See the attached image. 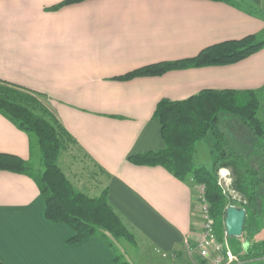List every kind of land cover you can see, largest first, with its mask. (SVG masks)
Here are the masks:
<instances>
[{
    "label": "crops",
    "instance_id": "1",
    "mask_svg": "<svg viewBox=\"0 0 264 264\" xmlns=\"http://www.w3.org/2000/svg\"><path fill=\"white\" fill-rule=\"evenodd\" d=\"M63 1L0 0V81L43 97L77 143L75 152L95 171L100 190L78 191L96 198L106 190L133 243L118 240L110 247L100 237L68 243L73 231L45 219L34 181L0 171V261L117 264L119 255L129 264H190L184 240L193 247L199 231L193 188L162 167L134 165L128 158L163 148L160 124L153 119L162 99L181 102L207 90L252 91L263 102L264 48L229 66L114 79L194 58L227 41L254 35L264 42V0H242L251 12L205 0H86L50 11ZM0 154L33 163L27 135L1 115ZM245 244L234 252H244L243 264H264L263 258L246 257Z\"/></svg>",
    "mask_w": 264,
    "mask_h": 264
},
{
    "label": "trees",
    "instance_id": "2",
    "mask_svg": "<svg viewBox=\"0 0 264 264\" xmlns=\"http://www.w3.org/2000/svg\"><path fill=\"white\" fill-rule=\"evenodd\" d=\"M84 1L65 0L50 11L56 12ZM205 1L253 11L242 0ZM263 48V41L254 35L248 36L207 47L191 59L146 66L114 80L127 82L162 76L171 71L229 66ZM41 98L37 93L0 81V115L27 135L31 154L35 150L38 154L35 170L17 157L0 154V171L24 175L34 181L45 202V219L64 224L73 231L74 236L68 243L75 244L89 237H100L110 247L118 240L133 243L132 235L110 207L106 190L99 197L91 198L76 190L61 171L58 163L62 154L71 148L79 150V147ZM259 109V99L252 91L207 90L181 102L162 99L156 106L153 119L160 124L163 148L130 156L128 162L138 166H159L182 182L190 180L203 186L219 239L224 235L225 210L232 206V202L218 185L217 174L219 170L227 169L233 179L231 189L242 198L240 208L246 211L245 221L248 222L244 223L243 232L247 229L260 233L261 228L256 227L255 222L258 215L263 214L261 207L264 205V123L257 117ZM224 114L236 119L246 130L251 144L243 149L232 145L221 129L222 120L226 118ZM201 142L210 144L209 152L213 156L210 170L195 164L196 145ZM246 151L248 153L244 155ZM246 255L252 259L264 258V238L249 244ZM115 262L129 264L119 255Z\"/></svg>",
    "mask_w": 264,
    "mask_h": 264
},
{
    "label": "rangeland",
    "instance_id": "3",
    "mask_svg": "<svg viewBox=\"0 0 264 264\" xmlns=\"http://www.w3.org/2000/svg\"><path fill=\"white\" fill-rule=\"evenodd\" d=\"M259 103H261L260 105L262 106V108L259 109L257 117L261 122L264 123V101L262 102L259 100ZM226 116L227 115L224 114V117ZM222 122H223V125L222 124L221 125L223 127H221V129L222 130L224 129L223 131L225 132L227 138L229 139V141L232 143L234 147L239 145L240 148L243 149L249 143L251 144V139L249 138L250 136L248 135L246 130H244L240 126V124L236 121V119L228 116L224 120H222ZM209 147H210V144L205 143V142H201L196 145L197 154H196L195 164L196 166L206 168L207 170L211 169L212 162H213V156L209 152L210 151ZM73 150H74V153H73ZM75 151H77L76 148H73V149L71 148L69 149V151L63 153L62 156L60 157L58 165L72 182H74L75 184L77 183L75 187L77 190L84 191L88 193L89 195H94L100 190V188L97 186L93 178L95 171L92 169V166L88 162L86 161L83 162L84 159H82V156L78 155L77 152ZM247 153L248 151L244 152V155H247ZM76 158L78 159V161ZM30 167L33 170H35L38 167V154L36 150L34 151L33 163ZM253 167H257V164H254ZM230 178H231V174H230ZM232 180L233 179L231 178V185H232ZM217 181H218V185L223 190V194L226 195V197H229L231 199L232 206L240 208V204H242V198L238 196L237 194L231 193L232 191L231 186H230V189L228 190L222 183V180L218 174H217ZM187 182L193 188L195 195H197V192L199 190L204 189L203 186L194 184L190 180H188ZM261 209L263 210V214L261 215L259 214L255 220L256 225H257L256 227L258 228H264V205L263 207H261ZM247 222L248 220L245 221V225ZM217 228L218 227L217 225L215 226V222H214V232H215V235L218 237ZM262 238H264V231H260V233H255V232H252L251 230L249 231L246 229L244 232H242V236L240 238H229L228 239L226 237V241L229 247L233 250V252H235V249L242 250V245L244 243L252 244V243L258 242ZM242 254L244 255V252L241 251L240 256H242ZM241 260L243 261L242 258ZM187 262H190V264H201V262L199 261L197 257H194V259H191L190 261H187Z\"/></svg>",
    "mask_w": 264,
    "mask_h": 264
},
{
    "label": "built area",
    "instance_id": "4",
    "mask_svg": "<svg viewBox=\"0 0 264 264\" xmlns=\"http://www.w3.org/2000/svg\"><path fill=\"white\" fill-rule=\"evenodd\" d=\"M218 175L229 190L231 186L230 172L227 169H221L218 171ZM231 193L235 194L233 190ZM196 205L199 220L196 242L192 247L188 238L184 240L189 258L197 257L202 264H243L240 255L235 254L227 244L226 234L221 239L215 235L214 221L204 198V189L197 192Z\"/></svg>",
    "mask_w": 264,
    "mask_h": 264
},
{
    "label": "water",
    "instance_id": "5",
    "mask_svg": "<svg viewBox=\"0 0 264 264\" xmlns=\"http://www.w3.org/2000/svg\"><path fill=\"white\" fill-rule=\"evenodd\" d=\"M246 211L244 209L230 206L225 210L224 215V231L228 238H240L242 236ZM244 248L247 247L245 244Z\"/></svg>",
    "mask_w": 264,
    "mask_h": 264
}]
</instances>
